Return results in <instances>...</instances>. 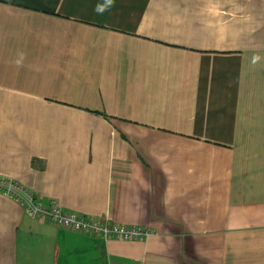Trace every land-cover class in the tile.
I'll return each instance as SVG.
<instances>
[{"label":"crops","instance_id":"obj_1","mask_svg":"<svg viewBox=\"0 0 264 264\" xmlns=\"http://www.w3.org/2000/svg\"><path fill=\"white\" fill-rule=\"evenodd\" d=\"M0 264H264V0H0Z\"/></svg>","mask_w":264,"mask_h":264},{"label":"built area","instance_id":"obj_2","mask_svg":"<svg viewBox=\"0 0 264 264\" xmlns=\"http://www.w3.org/2000/svg\"><path fill=\"white\" fill-rule=\"evenodd\" d=\"M0 196L18 204L29 218L47 221L72 232L88 236L125 241H140L152 235L151 230L138 226L115 225L107 219L89 218L75 212L64 211L56 200L48 203L15 179L0 174Z\"/></svg>","mask_w":264,"mask_h":264}]
</instances>
